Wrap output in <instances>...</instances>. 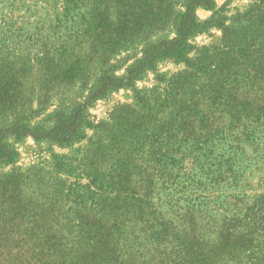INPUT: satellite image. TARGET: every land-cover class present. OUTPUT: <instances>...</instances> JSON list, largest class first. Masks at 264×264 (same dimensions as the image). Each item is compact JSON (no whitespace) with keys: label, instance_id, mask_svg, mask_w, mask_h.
<instances>
[{"label":"rangeland","instance_id":"374dc122","mask_svg":"<svg viewBox=\"0 0 264 264\" xmlns=\"http://www.w3.org/2000/svg\"><path fill=\"white\" fill-rule=\"evenodd\" d=\"M188 1L83 0L75 9L81 11H76L70 20L61 18L63 25L58 26L55 18L65 9L62 1L0 0V47L20 52L15 59L0 56L3 214L16 209L20 212L17 222H64L81 205L83 211L77 214L81 220L93 215L100 218L95 214L99 208L90 207L100 202L95 197L96 189L102 186V224L109 228L119 226L123 214L128 215L129 221L132 215L128 208H121L118 196L131 190L136 165L151 162L141 152L159 141V129L187 137L180 144L212 142L217 153L209 161L213 172H238L233 181L224 173L216 184L202 176L206 188L214 193L208 208L216 206L202 216L193 214L205 234L215 238L223 228L222 217L243 212L264 199L261 126L260 136L253 142L235 141V150H229L220 139L224 134H236L245 122L237 119L232 102L249 111L260 109L264 118V88L247 80V73L252 75L255 68L264 70V63L247 60L256 57L251 53L258 49L257 42H242L243 35L261 27V13L252 22L251 12L264 10V0H212V10L195 7L196 21L203 26L190 37L191 49L183 58L158 60L132 87L89 99L101 86L104 74L125 77L127 69L143 58L147 42L173 39ZM249 24L250 28L244 30ZM256 37L253 33L252 39ZM220 67L227 78L218 86L217 81H223L216 71ZM228 100L231 107L224 106ZM80 109L88 126L83 128L80 138L65 146L36 141L30 133L20 139L8 134L15 126L38 124L51 128L58 113L67 115ZM185 165L182 171L177 170V164L168 169L179 172L180 185L189 184V180L182 178H187L189 172H210L201 163ZM177 181L171 184L175 190L168 192L180 188ZM177 198L173 195L172 204ZM154 203L165 218L179 224L178 210L171 208L166 199L160 197ZM260 240L262 245L250 246L249 256L240 264H264V236ZM120 241L137 254V264L169 258L167 250L143 235L133 243L124 233ZM10 252L0 251V264H14L16 258ZM35 254L34 259L21 264H52Z\"/></svg>","mask_w":264,"mask_h":264},{"label":"trees","instance_id":"16d2710c","mask_svg":"<svg viewBox=\"0 0 264 264\" xmlns=\"http://www.w3.org/2000/svg\"><path fill=\"white\" fill-rule=\"evenodd\" d=\"M58 1H62L65 6V9L57 13L58 17L55 18L56 24L61 26L63 25L61 18L70 20L76 11H81L75 9L79 8V3L83 0ZM198 6H203L208 10L213 9L212 0H189L185 11L180 15L176 36L173 39L159 41L156 44L147 42L143 49V58L127 69L125 77L117 78L108 73L104 74L101 86L92 92L89 99L101 98L111 90L132 87L135 81L141 79L144 71L158 60L183 58L191 49L190 37L198 34L203 26L195 18L194 8ZM263 11L252 10V22H255L258 12L261 13L262 20L259 22L261 27H254L242 37L243 45L258 43V49H254L251 53L256 57L252 58L251 56L247 60L251 62L260 60L259 64L264 63ZM251 25L249 24L244 30L250 28ZM253 33L257 36L255 39H252ZM229 42L231 43V40ZM228 47L229 44L224 46L226 49ZM19 55L20 52L17 50L0 47V56L15 59ZM216 71L219 73L220 79L223 78V81H217V85L221 86L227 76L221 71V67L216 68ZM251 72L252 75L250 72L247 73V80L256 84L257 88H264V70L255 68ZM254 84L252 85L254 86ZM230 102L231 100L226 101L224 106L231 107ZM232 105L231 109L236 111L237 119L245 122L240 125L241 130L236 134L231 132L220 137L221 142L227 145L229 150H235L238 141L253 142L262 133L259 130L260 126L264 131L262 127L264 118L260 116V109L252 108L249 111L240 104L232 102ZM54 117L56 123L51 128H45L38 124L32 127L15 126L9 130L8 134L20 139L30 133L36 141L47 140L65 146L74 138H80L83 128L88 126L81 109L67 115L58 113ZM247 122L250 124L246 125ZM254 122H256L255 125H253ZM164 131L161 132L159 129L156 135L159 141L141 152V155H148V160L151 162L143 161L144 164L136 165L137 172L134 173L131 190L124 191L127 196L125 194L118 196L121 208L123 206L125 209L128 208V213L132 215L129 221H127L128 215L123 214L124 219L119 223V226L114 225L109 228L106 224H102L103 195L101 186L96 189L95 197L97 202H100L94 207H90L92 210L99 208L95 214L100 218L93 215L89 219L81 220L77 216L83 211L81 205L77 206L78 210L73 211L72 218L65 219L64 222H58L57 219V222L48 220L40 223L17 222L15 220L20 215L19 210L10 209L5 214L0 211V251L11 250L10 253L16 258L14 264L27 263L34 259V252L40 260L47 258L52 261V264H137L135 258L137 254L130 252L131 249H126L125 242L121 244L120 237L126 233L132 238L133 243L143 235L147 241L160 245L159 247L164 251L167 250L169 258L165 261L159 259L158 263L153 264L242 263L249 256L250 246L259 248L262 245L260 237L264 236L262 233L264 231V199L259 200L252 207H247L243 212L237 211L231 216L222 217L223 220L225 219V223L222 220L223 228L215 238L205 234L203 226L199 225L193 214L202 216L204 212L215 210L216 206L212 205L210 210L208 208L214 193L209 192L206 188L205 184L207 183L206 181L202 182V176L205 177V180L216 184L224 178V173H228L230 180L233 181L238 172H213L212 164L209 161L217 153L212 142L206 141L198 145L180 144V141L187 137H184L183 134L174 135L172 130ZM176 154H180V157ZM11 155L16 157L15 152H11ZM174 157L178 160H175ZM200 160H203V163ZM185 163H189L190 166L197 163L200 166L201 163V167L205 166L206 170L210 172H189L187 178L182 177L189 180V184L180 185L177 181L181 178L179 172H170L168 169L177 164V170L182 171L186 167ZM175 181L180 188L176 192H168L175 190L171 188V184ZM173 195H178L174 204L171 202ZM160 197L166 199L167 204H171V208L175 207L178 210L176 216L179 224L165 218L157 209L154 202L158 201ZM256 237L259 238L256 239ZM183 252L185 254L181 255ZM256 261L259 262V259L256 258Z\"/></svg>","mask_w":264,"mask_h":264}]
</instances>
